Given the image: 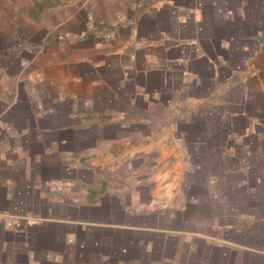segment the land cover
<instances>
[{
  "label": "crops",
  "instance_id": "obj_1",
  "mask_svg": "<svg viewBox=\"0 0 264 264\" xmlns=\"http://www.w3.org/2000/svg\"><path fill=\"white\" fill-rule=\"evenodd\" d=\"M57 1L0 0L18 264H264V0Z\"/></svg>",
  "mask_w": 264,
  "mask_h": 264
},
{
  "label": "rangeland",
  "instance_id": "obj_2",
  "mask_svg": "<svg viewBox=\"0 0 264 264\" xmlns=\"http://www.w3.org/2000/svg\"><path fill=\"white\" fill-rule=\"evenodd\" d=\"M61 1L62 0H58L57 2L59 3ZM214 116H213L214 118H217V119L219 118V115H214ZM17 210H19V209H12L11 212L17 214ZM23 217H21V218L17 217V219H14V225H17L16 223H20L21 221H23V219H22ZM13 228L14 227L11 226L10 227L11 231L8 230L11 232V235H10V234H7L8 233L7 230H4V229L1 230V227H0V264H18L19 263V260L16 256L17 249H18V246L16 245L17 239H16V235H13V233L16 232V229H13ZM9 237H10V240L8 239ZM9 256H10V258H9ZM9 259H10V262H8Z\"/></svg>",
  "mask_w": 264,
  "mask_h": 264
}]
</instances>
